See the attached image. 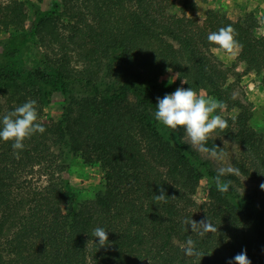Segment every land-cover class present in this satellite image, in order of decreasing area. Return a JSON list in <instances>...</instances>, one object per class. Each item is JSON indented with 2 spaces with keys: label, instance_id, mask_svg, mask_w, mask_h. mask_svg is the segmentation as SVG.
Masks as SVG:
<instances>
[{
  "label": "trees",
  "instance_id": "1",
  "mask_svg": "<svg viewBox=\"0 0 264 264\" xmlns=\"http://www.w3.org/2000/svg\"><path fill=\"white\" fill-rule=\"evenodd\" d=\"M39 1L0 0V30L14 31L0 41V118L32 99L46 129L24 141L19 159L11 141H0V213L17 194L31 196L10 237L0 239V264H227L242 249L251 264H264V202L240 193L235 175L222 177L232 183L218 192V171L164 135L182 136L183 129L172 132L154 118L157 97L177 87L223 101L236 111L224 117L223 132L242 148L235 167L264 182V134L236 93L233 67L206 39L231 25L243 45L236 58L264 86L259 22L212 8L190 16L172 11L171 0H51L46 10ZM168 68L180 77L162 80ZM55 92L63 98L61 113L41 120ZM219 145L209 138L206 147ZM74 156L104 171L91 200H80L64 176ZM204 177L207 199L198 202ZM161 187L167 203L155 200ZM206 217L217 231L203 237L184 224ZM96 227L109 240L98 250ZM189 238L202 258L184 255Z\"/></svg>",
  "mask_w": 264,
  "mask_h": 264
},
{
  "label": "rangeland",
  "instance_id": "2",
  "mask_svg": "<svg viewBox=\"0 0 264 264\" xmlns=\"http://www.w3.org/2000/svg\"><path fill=\"white\" fill-rule=\"evenodd\" d=\"M35 1L36 0H31ZM38 6L46 10L50 8L51 0H41ZM170 8L175 12H185L190 16L203 17L205 12L209 9H215L222 13H225L233 17H253L261 25L260 29H264V0H171ZM33 13L29 12L28 19L26 20V26L29 27L32 24ZM14 31L11 29L9 32L0 30V41L7 38L10 33ZM1 49V45H0ZM32 50H29L30 52ZM216 56L225 62L227 65L232 66L236 75L230 77L231 81L234 78L237 79L240 89H236L238 96H241L251 105V125L259 132L264 134V86L262 84L261 76L254 71H247L245 69L246 64L243 61H239L236 56L234 58L228 56L222 51L214 49ZM33 53H35L33 51ZM31 61L36 62L37 57L31 55ZM172 72L166 71L162 77L165 82H171L174 78H171ZM236 82V81H235ZM63 104V98L59 92L53 94V98L49 104L45 107L41 120H45L48 116L54 118L59 117ZM235 110H217L216 114H220L223 117L234 116ZM167 139H170L174 143H179L184 146H189L186 143V137L177 136L171 133L164 134ZM210 139L218 142L219 148L217 151L224 152L225 158L222 161H217L209 158L206 153H201L195 150L202 159L208 161L214 169L217 171L221 167L234 166L235 163L242 156V148L227 134L216 131L210 136ZM65 178L69 182V187L75 191L80 200H91L94 198L95 193L104 184V171L99 163H85L80 156H74L71 159L70 167L64 172ZM241 181V185L238 188L240 193H249L255 196L257 202H264V190L259 188L262 183L261 180L250 179L243 176L241 173L238 176ZM210 180L204 177L194 195V198L198 202H203L207 199V188ZM31 194V193H30ZM31 196L25 191L17 194L11 201L10 205L2 210L0 213V239L6 241L18 221L24 215L30 205Z\"/></svg>",
  "mask_w": 264,
  "mask_h": 264
},
{
  "label": "clouds",
  "instance_id": "3",
  "mask_svg": "<svg viewBox=\"0 0 264 264\" xmlns=\"http://www.w3.org/2000/svg\"><path fill=\"white\" fill-rule=\"evenodd\" d=\"M236 35V30L231 25H227L216 31H210L206 39L209 44L216 46L217 51H222L234 58L243 48V45L235 38ZM167 71L171 72V68H168ZM173 77L172 82L180 76L176 73L171 78ZM181 84H188V82L181 79ZM155 105L154 118L159 124L172 132L183 129L186 143L198 152L206 153L209 158L217 161H222L225 158L226 154L222 151L218 152L217 146L206 147L213 132L217 130L224 132L229 126L226 118L216 114L217 110L223 111L225 109L226 105L223 101L214 97L198 95L191 87H177L174 91L165 93L162 98L157 97ZM45 130L43 124L38 122L36 100L29 99L0 118V141L12 142L13 155L17 159H19L20 151L24 149V141L34 134H43ZM239 174L240 169L234 166L219 168L217 175L213 178L217 191L227 193L230 189L232 182L222 180V177L226 175L239 176ZM259 188L264 190V182L259 185ZM159 191L160 194L155 195V200L167 203V195L164 194V189L161 187ZM184 224L187 230L190 228L191 231L197 232L201 237L217 231V228L207 217L199 222L193 219L185 220ZM92 236L98 238V243H95L98 245L97 250L109 245L108 232L103 227L94 228ZM182 251L188 257L202 258L204 256L197 250L196 242L191 238L186 240ZM227 264H251L247 250L242 249L230 258Z\"/></svg>",
  "mask_w": 264,
  "mask_h": 264
}]
</instances>
